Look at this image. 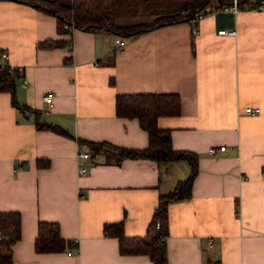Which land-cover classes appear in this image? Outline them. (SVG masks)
I'll use <instances>...</instances> for the list:
<instances>
[{
    "label": "crops",
    "instance_id": "0c3cea01",
    "mask_svg": "<svg viewBox=\"0 0 264 264\" xmlns=\"http://www.w3.org/2000/svg\"><path fill=\"white\" fill-rule=\"evenodd\" d=\"M117 36L58 32L52 13L0 0L1 61L23 73L13 93L0 91V212L20 215L13 264H153L103 233L121 221L125 236H144L160 195L191 170L184 158L121 157L115 148L148 145L137 118L115 113L117 94L143 92L179 95L180 112L157 125L170 129L173 149L197 157L190 195L167 204V264H264V10L215 9L194 24L121 36V50ZM46 39L65 43L38 46ZM211 145L225 148L213 154ZM40 221L58 224L61 249H35Z\"/></svg>",
    "mask_w": 264,
    "mask_h": 264
},
{
    "label": "trees",
    "instance_id": "16d2710c",
    "mask_svg": "<svg viewBox=\"0 0 264 264\" xmlns=\"http://www.w3.org/2000/svg\"><path fill=\"white\" fill-rule=\"evenodd\" d=\"M46 10L57 18V31L69 32L64 24L83 30L102 29L120 36L132 37L147 30L180 21L194 24L195 17L230 5L232 0H179L172 6L155 5L152 0H21ZM257 0H237L240 10L252 7ZM129 8L130 11H126ZM128 14L132 15L130 18ZM145 18V19H143ZM63 40L46 39L40 47L60 46ZM23 76L18 67H11L0 59V91L14 92L15 80ZM180 112V98L174 92L120 93L115 97V113L118 116L137 118L147 132L148 145L142 149L115 147L121 157L152 158L157 161L187 159L190 173L179 180L175 187L159 197L153 219L144 236L127 237L122 231V222L105 223L103 233L119 238L122 254L143 253L149 255L153 264H167L164 237L167 234L168 202L190 195L192 179L197 171L196 154L187 150H176L171 146L170 129L159 127L157 118L173 116ZM59 130L52 124L36 123ZM90 145L97 144L89 142ZM100 144V143H99ZM42 162H39V164ZM45 163V162H43ZM264 171V167L262 168ZM156 222L159 226L156 227ZM56 222L40 221L34 246L39 252L57 251L66 242L59 234ZM20 237L19 212H0V264H13V243ZM160 238H163L162 240ZM207 264H219L218 260Z\"/></svg>",
    "mask_w": 264,
    "mask_h": 264
},
{
    "label": "built area",
    "instance_id": "2783aa9c",
    "mask_svg": "<svg viewBox=\"0 0 264 264\" xmlns=\"http://www.w3.org/2000/svg\"><path fill=\"white\" fill-rule=\"evenodd\" d=\"M222 9L223 10H232L233 12H238L240 10L238 8V5H237V0H232V3L230 5H224L222 7ZM248 9L264 10V0H257L255 2V4L252 7H249ZM204 15L205 14H203V13L198 14L195 17L194 22L198 21ZM63 27L66 29H72L71 25H69L67 23L64 24ZM193 31L196 32L197 30L193 28ZM218 33L233 35V34H235V30L234 29H231V30L220 29L218 31ZM114 43H115V46L121 50L125 46L126 42H125L124 38H122L121 36H117V37H115ZM0 59L1 60L7 59V52L1 51L0 52ZM52 99H53V93H51V92H47V93H45V95H43V100L46 101L50 106L52 105ZM245 111L248 113H258L259 108L258 107H245ZM224 148H225L224 145H219L218 147L211 145L207 148V151L209 153L214 154V153H216L217 150H223ZM77 155L81 158H85V157L89 156V154L86 151H81L80 148L78 149ZM78 168H79V171L81 173H84V171L86 170V166H84L82 163L79 164ZM158 226H159V223L156 222V227H158ZM160 239L162 240L163 238H160Z\"/></svg>",
    "mask_w": 264,
    "mask_h": 264
},
{
    "label": "rangeland",
    "instance_id": "374dc122",
    "mask_svg": "<svg viewBox=\"0 0 264 264\" xmlns=\"http://www.w3.org/2000/svg\"><path fill=\"white\" fill-rule=\"evenodd\" d=\"M178 2H179V0H172V1H171V3H173V5H174V4H177ZM125 9H126V11H127V10L130 11L129 8H125ZM126 15H127V14H126ZM129 15H130V14H128L127 16L129 17ZM131 16H132V15H130V18H131ZM143 19H145V18H143Z\"/></svg>",
    "mask_w": 264,
    "mask_h": 264
}]
</instances>
